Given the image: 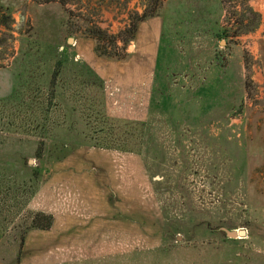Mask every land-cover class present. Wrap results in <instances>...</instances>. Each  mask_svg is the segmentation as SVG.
Masks as SVG:
<instances>
[{"label":"rangeland","instance_id":"1","mask_svg":"<svg viewBox=\"0 0 264 264\" xmlns=\"http://www.w3.org/2000/svg\"><path fill=\"white\" fill-rule=\"evenodd\" d=\"M47 1L0 0V264H264V0H160L161 48L159 17L145 20L127 62L148 74L156 60L161 71L142 119L130 114L132 93L106 92L67 42L80 39L77 52L90 59L86 24L115 35L149 0ZM243 3L260 24L235 37ZM80 148L104 157L106 192L113 177L128 193L129 201L109 193L104 202L129 203L134 235L160 236L158 244L78 233L64 241L29 229L51 162ZM59 187L60 202L73 193L74 219L80 191ZM222 229L244 235L229 239Z\"/></svg>","mask_w":264,"mask_h":264},{"label":"crops","instance_id":"2","mask_svg":"<svg viewBox=\"0 0 264 264\" xmlns=\"http://www.w3.org/2000/svg\"><path fill=\"white\" fill-rule=\"evenodd\" d=\"M157 17H159L160 28L156 33L155 41L159 50L161 48L162 40L164 21L163 16L161 14H156L155 16L145 20H147L148 22H152L154 21L152 19H156ZM144 21L139 24L136 35H138V31ZM71 42H73V51L76 52H74L76 57L74 58V60L81 61L82 64L87 67L90 74L96 76L98 80L102 81L105 84L106 92H109L111 89L119 92H121V90L126 91L128 89L130 91L129 93H132L133 101L129 105V107H132L130 108V114L141 117L142 119V117H144L145 115L143 114L144 112L142 109L144 108L146 110L149 100L151 101V98L149 96L151 85L154 84L155 80L160 79V70L157 77V61L154 60V65L151 66L150 72L146 74L142 70L143 64H135L127 67V62L131 61V57L135 56V42L134 49L129 53L130 58L126 62L106 61L105 59L99 58L96 55H90V59L86 60L82 52H77L80 44V39L73 38L71 39ZM67 43H70L69 40ZM93 56L95 57V60L94 58H92ZM102 66L107 69L106 75L102 73L103 70L101 71L102 74L100 73V67ZM122 66H125V68H122ZM115 67H119V69L115 72L113 77L109 75L108 72L115 71ZM128 68H132V70H128ZM135 69L139 70H136L138 72V75L135 81L126 79V75H129V77L133 76L132 72L134 73ZM123 101H117L116 105L119 106L120 103L123 104ZM139 119L140 118H137V120ZM117 156H119V159H121L120 157H123L120 155ZM123 160H125V157H123ZM134 160L136 161V156L134 157ZM51 163L52 164L47 176L48 178H46L41 186L38 187V191L37 193H35L32 201L33 206L31 207V209L33 212L45 213L53 216L54 221L52 227L48 231H39V233L52 234L54 239L56 237H61V240L64 241L69 239L72 234L78 233V235H80V238H82L83 240L96 241L100 243L137 242L148 245H156L160 242V236L159 238H157L156 236L150 239V237L134 235L138 224H136L132 220L135 216L132 206L130 208L129 203H127L126 205H121L120 202H118V198L120 197L124 198V200L126 201H129V199L127 198L128 193L124 194L121 192L120 185L118 184L119 180L116 179L115 181L113 177H110L109 181L112 186L108 189V192H106V189H104V187L102 186L103 182L99 180V175L103 174L102 172L104 171L106 163L102 155L95 153H86L85 150L80 148L77 151L54 159ZM112 174L113 173H111V175ZM63 185L65 186V190H68L67 186L73 185L80 191L79 198L82 205L79 204V215L74 217V219H72L71 215H73V213L70 209V207H72V204L71 202L67 203L69 202V200H71V195L73 193L71 191H68L67 194H63V202H60L61 197L59 195H56L57 191H59L58 189L61 190L59 186ZM109 193L113 194L112 196H115L118 199L113 200L111 205L104 202V195ZM58 196L60 199H56ZM66 199H68L67 202ZM60 210L63 211L62 214ZM151 210L154 211L153 207L151 208ZM121 215L122 218L119 217ZM151 217L152 215L149 216L148 219L151 220ZM59 222L64 225L61 232H59V229L56 227ZM76 222L77 227H75L74 231H71V224H76ZM53 232L55 233L53 234ZM134 238H136V240H134ZM52 261V257L48 259L49 263Z\"/></svg>","mask_w":264,"mask_h":264},{"label":"trees","instance_id":"3","mask_svg":"<svg viewBox=\"0 0 264 264\" xmlns=\"http://www.w3.org/2000/svg\"><path fill=\"white\" fill-rule=\"evenodd\" d=\"M49 2H59L62 6L66 5L63 0H48ZM243 12L239 16L237 25L238 27H244L240 32L235 34V37L246 33H253L260 24V15L256 13L251 6L243 3ZM160 8V0H149V5L146 6L142 14L130 17V21L127 27L120 30L117 34L111 35L105 32L104 29L97 25L86 24L88 29H84L81 34L87 39H91L94 42V54L103 58L106 61H123L126 60L128 54V46L134 43L136 31L138 30L139 24L145 19H149L156 15L157 10ZM244 29V30H243ZM121 44L120 50L122 53H118V45ZM249 80L247 79L246 85L249 86ZM53 223V217L45 213L34 212L30 215V226L31 230L48 231Z\"/></svg>","mask_w":264,"mask_h":264},{"label":"water","instance_id":"4","mask_svg":"<svg viewBox=\"0 0 264 264\" xmlns=\"http://www.w3.org/2000/svg\"><path fill=\"white\" fill-rule=\"evenodd\" d=\"M69 42H71V39H69ZM222 231L224 232L225 236L229 239H234V238L244 235V232L241 230L238 232H235V231L229 232V231L222 229Z\"/></svg>","mask_w":264,"mask_h":264}]
</instances>
